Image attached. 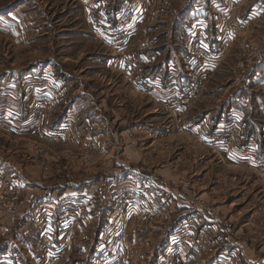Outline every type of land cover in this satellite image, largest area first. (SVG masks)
I'll list each match as a JSON object with an SVG mask.
<instances>
[{"label": "rangeland", "instance_id": "obj_1", "mask_svg": "<svg viewBox=\"0 0 264 264\" xmlns=\"http://www.w3.org/2000/svg\"><path fill=\"white\" fill-rule=\"evenodd\" d=\"M89 1L0 0V263L45 260L66 204L57 264L264 259V0H136L99 39Z\"/></svg>", "mask_w": 264, "mask_h": 264}, {"label": "built area", "instance_id": "obj_2", "mask_svg": "<svg viewBox=\"0 0 264 264\" xmlns=\"http://www.w3.org/2000/svg\"><path fill=\"white\" fill-rule=\"evenodd\" d=\"M131 5L128 2H125L123 4V7L126 9H129ZM93 10H92V20L94 21V29L92 30V33L94 34V38H100V33L103 32L104 26L111 28V23L107 20V16L105 15L104 10L100 6V3L97 2L95 4H92ZM114 23L117 24V17L114 19ZM257 149L252 146L248 145L245 146L244 152L245 154L249 156H255L257 154ZM261 164V163H260ZM129 200H116L115 202V209L112 212V214L109 215V223L107 226L109 227L107 233L109 238L112 236L115 238L117 236H123L125 232V228H123L126 219L129 217H132L136 213V206L130 202V205L128 204ZM125 207V209L123 208ZM124 210V211H123ZM78 211H82L80 215L84 214V208L81 209L78 207ZM76 214L72 211V207L70 204H66L63 206V213L59 216L58 224V233L51 235L48 239H44V247H43V253L46 255L45 260H39L38 264H57L60 259L65 255L66 248L69 243V238L66 242V245L63 247L61 245V242L58 244L57 241H60L61 235L65 233V230L67 229L66 226V220L69 217H74ZM136 223L142 226V224L146 223V219L143 218V215H138L136 218ZM105 228H103V237H106V233L104 232ZM139 240V238H138ZM120 259L119 255H116L114 258H106L102 259L103 264H119L118 260ZM7 261L6 259H3L0 264H5L4 262ZM52 262V263H51ZM172 264V263H171Z\"/></svg>", "mask_w": 264, "mask_h": 264}, {"label": "crops", "instance_id": "obj_3", "mask_svg": "<svg viewBox=\"0 0 264 264\" xmlns=\"http://www.w3.org/2000/svg\"><path fill=\"white\" fill-rule=\"evenodd\" d=\"M111 1H113V4L114 3H117L116 4V6H115V8L113 7V9H110V8H112V5H111ZM97 2H99L100 3V6L102 7V9L104 10V12H105V15L106 16H108L109 17V19H111V20H114L115 19V14H116V11H118L119 10V8L125 3V2H131L133 5H134V3H136V0H98ZM96 2V3H97ZM90 4V5H89ZM91 4H92V2L91 1H89L88 2V5L89 6H91ZM10 15V14H9ZM199 19V18H198ZM196 21H198V20H196ZM196 21H193V23H195ZM192 25V24H191ZM194 28V31L196 32V27L195 26H193ZM170 73H171V75H173V72L174 71H170V70H168ZM235 98H236V96L234 97V99H233V101L231 102V104L233 105L235 102H234V100H235ZM258 114H257V117L256 118H254L256 121H260V110H262V108H260L259 106H258ZM224 110H222L221 109V107H220V105H219V107H217V108H215V109H213V112H212V118H211V116H209L210 115V111H208V113L207 114H205V115H200V117H199V119H201V121H200V124L199 125H226L227 123H228V118H226V116H225V114H224V112H223ZM263 114H264V112H263ZM262 121L264 122V120L262 119ZM198 124V123H197ZM199 125H196L197 127H199ZM241 125L243 126V133H244V131H248V132H250L251 133V135H248V134H246V133H248V132H246L245 133V136L244 137H246L249 141H255L254 139H255V136H254V132H253V126H255V124H253V122H251V121H244L243 123H241ZM241 131V130H240ZM260 133V130H257V132L255 133V134H259ZM241 137V136H240ZM261 138H263L264 139V131L262 130V132H261ZM257 159H259V157L257 158ZM33 220V219H32ZM34 221V220H33ZM245 254H247V256L245 255ZM244 255L246 256V257H244L243 258V261L241 262V264H264V259L262 258V259H259V258H255V257H252L251 255H250V253H249V255H248V253L246 252V253H244ZM217 257V256H216ZM214 261H216V258H215V260ZM213 261V262H214ZM251 261V262H250ZM211 264H213V263H211Z\"/></svg>", "mask_w": 264, "mask_h": 264}, {"label": "trees", "instance_id": "obj_4", "mask_svg": "<svg viewBox=\"0 0 264 264\" xmlns=\"http://www.w3.org/2000/svg\"><path fill=\"white\" fill-rule=\"evenodd\" d=\"M9 246H10L9 241H7V244H4V245L2 246V251H1V252L6 251V250L9 248Z\"/></svg>", "mask_w": 264, "mask_h": 264}]
</instances>
